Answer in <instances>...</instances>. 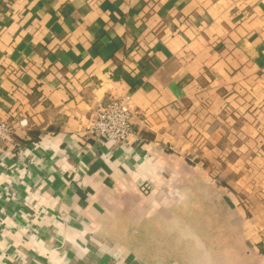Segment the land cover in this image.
<instances>
[{"label": "crops", "instance_id": "obj_1", "mask_svg": "<svg viewBox=\"0 0 264 264\" xmlns=\"http://www.w3.org/2000/svg\"><path fill=\"white\" fill-rule=\"evenodd\" d=\"M0 117V264H264V0H0Z\"/></svg>", "mask_w": 264, "mask_h": 264}, {"label": "built area", "instance_id": "obj_2", "mask_svg": "<svg viewBox=\"0 0 264 264\" xmlns=\"http://www.w3.org/2000/svg\"><path fill=\"white\" fill-rule=\"evenodd\" d=\"M133 110L129 93L109 96L96 105L94 116L86 132L92 139L101 144L131 145L139 139L138 132L132 126ZM26 125V117H21L16 122H10L0 117V146L13 142L11 136L15 129L18 126L23 127Z\"/></svg>", "mask_w": 264, "mask_h": 264}, {"label": "trees", "instance_id": "obj_3", "mask_svg": "<svg viewBox=\"0 0 264 264\" xmlns=\"http://www.w3.org/2000/svg\"><path fill=\"white\" fill-rule=\"evenodd\" d=\"M220 180H221V182H224V180H222V178Z\"/></svg>", "mask_w": 264, "mask_h": 264}]
</instances>
